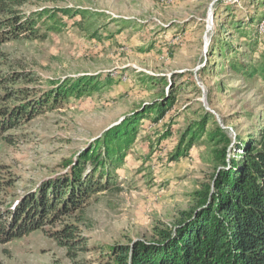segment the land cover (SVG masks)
<instances>
[{
	"label": "rangeland",
	"instance_id": "obj_1",
	"mask_svg": "<svg viewBox=\"0 0 264 264\" xmlns=\"http://www.w3.org/2000/svg\"><path fill=\"white\" fill-rule=\"evenodd\" d=\"M16 1L14 11L26 17L44 9L54 12L60 32L38 28L45 39L3 44L1 50L14 67L43 81L85 76L104 84L105 77L111 80L100 93L37 114L10 132L15 143L0 146V165L15 178L16 195L63 177L69 168L63 164L74 161L103 132L140 105L161 100L162 90L167 97L169 86L147 87L142 78H162L170 86L182 87L164 120L156 125L142 122L133 155L118 171L122 191L102 195L86 208L85 222L80 224L86 252L70 260L65 249L40 231L0 245L2 264H99L100 248L130 239L148 240L155 226H171L189 207V194L206 182L211 168L203 147H194L178 162L166 160L179 131L197 120L195 112L203 108L216 114L218 122L223 120L221 124L242 137L261 126L263 85L247 86L241 78L230 77L221 68L225 59L210 58L208 49L219 40L239 50L244 40L225 24L227 14L233 12L241 20L264 0ZM60 9L88 13L69 19L55 13ZM258 12L264 14V6ZM221 14L226 16L222 20ZM261 20L260 49L264 17ZM168 124L172 137L158 142Z\"/></svg>",
	"mask_w": 264,
	"mask_h": 264
},
{
	"label": "trees",
	"instance_id": "obj_2",
	"mask_svg": "<svg viewBox=\"0 0 264 264\" xmlns=\"http://www.w3.org/2000/svg\"><path fill=\"white\" fill-rule=\"evenodd\" d=\"M17 5L16 0H0V146L13 145L10 132L37 114L90 97L111 85L107 77L105 84L88 76L43 81L31 71L14 67L1 50L3 44L45 39L38 28L60 32L54 12L44 9L26 17L14 11ZM263 6L264 2L257 4L254 13L241 20L233 12L227 17L221 14L219 19L226 17L225 24L244 40L239 50L219 40L208 49L210 58L220 55L225 59L221 68L227 69L230 77H239L253 87H264V47L259 48L258 30L264 17L258 9ZM55 13L73 19L84 18L88 12L60 9ZM142 83L169 86L167 97L162 90L161 100L140 105L124 116L123 122L103 132L74 161L63 164L69 167L63 177L16 195L15 178L0 165V245L40 231L65 249L70 260L86 252L87 241L80 231L86 208L102 195L122 191L118 171L133 155L142 122L156 125L164 120L182 91L162 78H142ZM194 114L197 120L179 131L166 160L178 162L188 158L194 147H203L211 168L206 182L189 194V207L179 212L171 226H155L148 240L130 239L100 248L99 264H264V110L261 126L245 137L230 132L221 124L223 120L218 122L216 114L203 108ZM171 137L168 124L158 142Z\"/></svg>",
	"mask_w": 264,
	"mask_h": 264
},
{
	"label": "built area",
	"instance_id": "obj_3",
	"mask_svg": "<svg viewBox=\"0 0 264 264\" xmlns=\"http://www.w3.org/2000/svg\"><path fill=\"white\" fill-rule=\"evenodd\" d=\"M264 24V23H263ZM262 26H264V25H262Z\"/></svg>",
	"mask_w": 264,
	"mask_h": 264
}]
</instances>
